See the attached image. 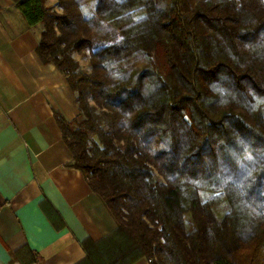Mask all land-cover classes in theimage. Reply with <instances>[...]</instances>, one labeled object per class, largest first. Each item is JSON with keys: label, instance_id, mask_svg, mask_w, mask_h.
I'll use <instances>...</instances> for the list:
<instances>
[{"label": "trees", "instance_id": "obj_1", "mask_svg": "<svg viewBox=\"0 0 264 264\" xmlns=\"http://www.w3.org/2000/svg\"><path fill=\"white\" fill-rule=\"evenodd\" d=\"M13 1L75 94L67 165L117 222L77 264H264V0Z\"/></svg>", "mask_w": 264, "mask_h": 264}, {"label": "crops", "instance_id": "obj_2", "mask_svg": "<svg viewBox=\"0 0 264 264\" xmlns=\"http://www.w3.org/2000/svg\"><path fill=\"white\" fill-rule=\"evenodd\" d=\"M39 31L13 0H0V264H20L23 247L43 264H77L87 256L83 240L117 227L81 170L67 165L56 113L70 121L79 110L65 75L39 58Z\"/></svg>", "mask_w": 264, "mask_h": 264}, {"label": "rangeland", "instance_id": "obj_3", "mask_svg": "<svg viewBox=\"0 0 264 264\" xmlns=\"http://www.w3.org/2000/svg\"><path fill=\"white\" fill-rule=\"evenodd\" d=\"M54 1H56V0H48L49 3H52ZM81 60H82V65H86L87 60L85 58H82Z\"/></svg>", "mask_w": 264, "mask_h": 264}, {"label": "built area", "instance_id": "obj_4", "mask_svg": "<svg viewBox=\"0 0 264 264\" xmlns=\"http://www.w3.org/2000/svg\"><path fill=\"white\" fill-rule=\"evenodd\" d=\"M16 264H18V263H16Z\"/></svg>", "mask_w": 264, "mask_h": 264}]
</instances>
